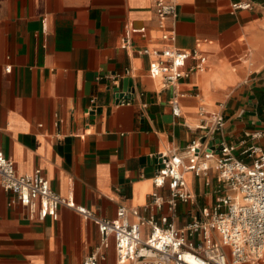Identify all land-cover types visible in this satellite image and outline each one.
I'll list each match as a JSON object with an SVG mask.
<instances>
[{
  "label": "crops",
  "instance_id": "1",
  "mask_svg": "<svg viewBox=\"0 0 264 264\" xmlns=\"http://www.w3.org/2000/svg\"><path fill=\"white\" fill-rule=\"evenodd\" d=\"M154 1L0 0V151L18 174L40 168L55 192L106 218L119 205L142 207L155 189L168 194L152 183L155 156L171 149L184 156L204 132L196 129L207 122L201 111L223 114L214 140L236 145L235 155L250 144L264 150V0L236 10L234 0H179L175 45L205 57L179 80V116L162 78L149 73L153 56L139 53L162 44ZM123 78L131 79L130 104L116 103ZM208 173L205 184L185 172L195 198L178 202L177 225L219 195L216 172ZM9 195L0 186V264H81L99 245L97 224L72 208L39 219L8 204ZM102 251L99 264H130L117 262L112 241Z\"/></svg>",
  "mask_w": 264,
  "mask_h": 264
},
{
  "label": "built area",
  "instance_id": "2",
  "mask_svg": "<svg viewBox=\"0 0 264 264\" xmlns=\"http://www.w3.org/2000/svg\"><path fill=\"white\" fill-rule=\"evenodd\" d=\"M179 0H155L154 12L160 29L162 44L144 47L139 53L153 56L149 73L161 77L170 90L169 104L174 116L181 114L180 98L184 96L179 80L187 78L201 68L205 57L197 48L181 49L175 45V23ZM252 6L251 0H234L232 10ZM123 47H129L127 40ZM195 62L188 66V59ZM6 65L5 69L10 70ZM128 72V71H127ZM122 75L112 73L111 79ZM131 92L117 94V104H130ZM93 101V99H91ZM207 122L196 129L204 132L192 137L185 145V155L176 149L156 154V167L151 176L153 185H164L168 194L158 190L140 208L119 205L113 218L96 214L78 204L72 196L61 195L49 185L40 168L30 173L18 174L11 158L0 151V186L10 195L8 204L18 203L29 210V216L43 219L57 216L63 205L79 212L85 219L97 224L100 243L84 256L81 264H99L104 258L103 248L113 242L118 263L130 264H240L264 262V150L250 144L235 155L236 145L223 139L214 140L216 131L225 125L223 114H208ZM205 118V117H204ZM261 136L260 131L252 137ZM210 160L214 164H210ZM216 172L219 194L210 205L188 210L190 219L176 224L178 202L193 203L195 196L188 189L185 172L205 176L210 183L209 170ZM229 191L230 193L226 192ZM136 216L130 220L129 215Z\"/></svg>",
  "mask_w": 264,
  "mask_h": 264
},
{
  "label": "water",
  "instance_id": "3",
  "mask_svg": "<svg viewBox=\"0 0 264 264\" xmlns=\"http://www.w3.org/2000/svg\"><path fill=\"white\" fill-rule=\"evenodd\" d=\"M88 80H91L93 78V73H89L87 75ZM122 85H123V90L127 92H133L131 86V79L129 78H123L122 79Z\"/></svg>",
  "mask_w": 264,
  "mask_h": 264
},
{
  "label": "rangeland",
  "instance_id": "4",
  "mask_svg": "<svg viewBox=\"0 0 264 264\" xmlns=\"http://www.w3.org/2000/svg\"><path fill=\"white\" fill-rule=\"evenodd\" d=\"M196 183H197V185H200L201 184V180H196ZM201 200H203V199H201ZM205 200H203V202H204ZM263 264H264V262H263Z\"/></svg>",
  "mask_w": 264,
  "mask_h": 264
},
{
  "label": "bare ground",
  "instance_id": "5",
  "mask_svg": "<svg viewBox=\"0 0 264 264\" xmlns=\"http://www.w3.org/2000/svg\"><path fill=\"white\" fill-rule=\"evenodd\" d=\"M245 263L255 264V263H251V262H245Z\"/></svg>",
  "mask_w": 264,
  "mask_h": 264
}]
</instances>
